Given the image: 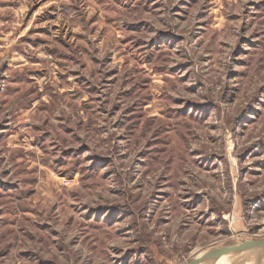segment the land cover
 Listing matches in <instances>:
<instances>
[{
	"label": "rangeland",
	"instance_id": "1",
	"mask_svg": "<svg viewBox=\"0 0 264 264\" xmlns=\"http://www.w3.org/2000/svg\"><path fill=\"white\" fill-rule=\"evenodd\" d=\"M264 240V0H0V264H188Z\"/></svg>",
	"mask_w": 264,
	"mask_h": 264
},
{
	"label": "water",
	"instance_id": "2",
	"mask_svg": "<svg viewBox=\"0 0 264 264\" xmlns=\"http://www.w3.org/2000/svg\"><path fill=\"white\" fill-rule=\"evenodd\" d=\"M246 251H259V253L257 252V254H254L252 262H248L247 264H262L264 261V240H250L238 245L210 250L201 258L197 260L195 259L188 264H205L209 259L227 258L234 254H239Z\"/></svg>",
	"mask_w": 264,
	"mask_h": 264
},
{
	"label": "bare ground",
	"instance_id": "3",
	"mask_svg": "<svg viewBox=\"0 0 264 264\" xmlns=\"http://www.w3.org/2000/svg\"><path fill=\"white\" fill-rule=\"evenodd\" d=\"M221 248V247H218ZM216 248V249H218ZM214 250V249H213ZM209 252V251H207ZM207 252L199 255L197 259L201 258L202 256H204V254H206ZM259 253V251H257ZM256 251H246L243 253H239V254H234L230 257L227 258H222V259H209L208 261H206L205 264H247L248 262H252V258L254 257V254H257ZM264 264V261L263 263Z\"/></svg>",
	"mask_w": 264,
	"mask_h": 264
}]
</instances>
